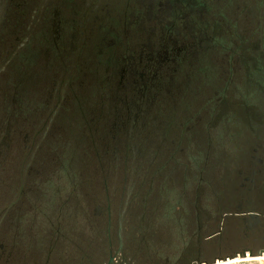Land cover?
I'll use <instances>...</instances> for the list:
<instances>
[{
    "label": "rangeland",
    "instance_id": "1",
    "mask_svg": "<svg viewBox=\"0 0 264 264\" xmlns=\"http://www.w3.org/2000/svg\"><path fill=\"white\" fill-rule=\"evenodd\" d=\"M97 1L83 0L79 6L63 4L62 0L11 1L9 14L0 27V118L4 104L10 100L45 101L49 105L47 119L61 114L63 133L69 143L72 139L68 136L76 138L87 132L81 128L87 122L89 133L106 148L110 147L115 125L122 123L113 146L125 157L124 162L121 158L122 163L119 159V167H110L109 208L113 230L119 212L128 216L130 225L143 224L142 229L137 226L135 233L127 234L129 264H215L247 257L258 260L236 264H264L263 181L256 182L257 192L248 197V204L241 201L242 205H238L237 200L229 199L231 204H224L226 213L214 221L213 229L208 226L212 224V212L200 210L204 218L196 229L191 222L193 209L188 207L194 198L189 187L195 188L198 171L213 166L211 160L222 164V158L227 156L231 162L241 158L239 162H252L256 166L255 160L264 157L262 79L258 86L251 79L238 86L226 84L222 68L215 63V54L211 55L212 63L207 68L196 63L189 68L190 63H186L177 76H172L170 67L159 71L152 77L153 85L143 87L146 90L142 94L143 85L135 71L145 67L147 63L141 61H147L154 46L170 47L174 39L183 40V50L189 58L196 50L190 48L188 41L197 48L202 37L190 39L185 29L180 32L170 29L169 18L148 22L145 10L135 15L138 10L128 4L120 6L109 20L96 19V11L86 21ZM104 1L100 0L99 7L114 4L112 0ZM184 6L185 13L187 3ZM55 12L59 22L53 32ZM80 33L83 35L79 36ZM219 33L224 35V31ZM69 35L71 48L67 46L69 41L63 43ZM25 38L28 45L22 49ZM87 39L93 42L92 47ZM226 44V48L233 47L232 41L227 40ZM87 45L89 51L85 49ZM204 83L214 86L208 88ZM225 86H228L226 98L220 99L215 92H221ZM12 93L18 94H15L18 100ZM217 99L221 109L210 112ZM175 119L181 124L178 128ZM37 131L41 134L47 128ZM165 164L169 165L167 169ZM155 170H159V176ZM237 179L241 181L243 177ZM125 185L131 194L124 193ZM203 193L208 198L212 196L209 189ZM13 198L10 205L16 202ZM26 201L29 209L30 205L44 206L43 201L38 204ZM2 219L0 214V222ZM13 220L15 226L8 223L5 231L1 227V235L11 238L12 228L23 229L22 218L20 222L16 215ZM21 230L16 240L17 261L12 264H30L32 259L23 249L30 242L25 235L21 236ZM140 232L146 235L147 243L139 241ZM195 232L200 233L201 241ZM65 248V243L59 240L51 264H79L75 255H66ZM93 249L97 251L98 247L94 245ZM106 260L104 255L97 261L105 264Z\"/></svg>",
    "mask_w": 264,
    "mask_h": 264
},
{
    "label": "trees",
    "instance_id": "2",
    "mask_svg": "<svg viewBox=\"0 0 264 264\" xmlns=\"http://www.w3.org/2000/svg\"><path fill=\"white\" fill-rule=\"evenodd\" d=\"M15 94L18 95L12 93V96L18 100ZM48 106L45 101L38 103L32 100H10L3 106L4 114L0 118V214L3 219L0 228L5 231L8 223L15 226L13 218L16 215L25 224L22 230L12 228L11 238L0 234V261L3 264L17 261L16 240L21 230V236L25 235L30 242V246H23L32 257L30 264H51V256L59 240L65 243L66 255H75L73 257L79 264H98L100 257H107L108 254L110 167H119V159L122 163L125 157L113 146L122 123L115 125L109 148L101 147L95 136L89 133L90 125L87 122L81 125L87 132H82L84 135L81 133L76 138L68 136V139H72L69 143L67 135L63 133L61 114L47 119ZM42 127L47 131L40 134L37 130ZM67 143L70 145L66 146ZM239 160L241 158L231 162L226 156L221 160L223 165L211 160L213 166L207 171L205 168L198 171L195 188L189 187L190 193L194 191V198L192 205L188 206L193 209L191 222L196 229L201 227L204 218L200 210L212 212V224L208 226L213 229L216 225L214 221L220 220L222 214L226 213L224 204H231L229 199L232 202L236 200L241 183L250 186L249 182H244L245 175L242 173L247 163ZM164 166L167 169L169 165ZM114 171L117 172V169ZM155 173L159 176V170H155ZM120 174L119 186L122 182ZM238 177L243 179L238 181ZM263 177L264 174L256 182L264 183ZM123 178L124 184H127V177L125 179L124 175ZM21 183L23 190L18 195ZM204 189L211 191L210 198L203 193ZM129 191L131 194L125 185L124 193ZM14 192L16 202L10 205ZM26 200L37 204L43 201L44 206L30 205L29 209L26 208ZM19 202H22L20 207ZM195 237L201 241L200 233L195 232ZM43 241L46 242L42 244ZM94 245L98 247L97 251L93 249Z\"/></svg>",
    "mask_w": 264,
    "mask_h": 264
},
{
    "label": "flooded vegetation",
    "instance_id": "3",
    "mask_svg": "<svg viewBox=\"0 0 264 264\" xmlns=\"http://www.w3.org/2000/svg\"><path fill=\"white\" fill-rule=\"evenodd\" d=\"M11 1L13 0H0V27L3 26V22L9 14ZM81 1L83 0H75V2L74 0H62V3L79 6ZM112 1L114 2V4L112 3V7H110L109 3H104L99 7L100 0H98L96 4H94V8H92L88 14L86 21H89L90 15H93L96 11H98V14L94 15V17L97 16L96 19L109 20L115 16L120 6L128 4V7L133 6L138 10V13L135 15L139 14L141 10H145L147 13L146 17H144L148 22L161 18H169L170 29H175L177 32L185 29L190 39H195L197 38L195 36L199 37L200 35V37H202L197 48L188 41L190 48L196 50L195 52L189 51L194 52L189 58L187 57L188 53H184L183 47L185 43L183 40L179 41V39H174L170 47L154 46L149 52L147 61H141V64L147 63L145 67L135 71L137 78H140L143 85L140 86V92H142V94L148 86L153 85L154 79H152V77L159 71L168 70L170 67L172 76H177L180 71L183 70L186 63H190L189 68L193 67L195 63L202 68H207V64L212 63L211 55L215 56V54H217L218 61L215 63H218V67L222 68V74H224L223 82L226 84L238 86L242 82H245L246 79H251V83H253L254 86L260 85L259 79H262L261 81L264 83V0ZM186 3L188 9L184 13V5H186ZM54 16L53 32L56 30L59 22L56 12ZM72 20L71 23H73ZM71 29L72 28H70V31ZM218 31H224V35H220L221 33L217 34ZM80 35L83 34L80 33L79 36ZM16 39L18 40L20 38L18 37ZM82 40L81 38L80 41L82 42ZM227 40L233 42V47L226 48ZM23 41L26 44H21L22 49L24 46L28 45V38L23 39ZM66 41H69L67 46L71 48L72 41L70 40V35L64 38L63 43L66 44ZM80 41L74 43H77V45L79 43L80 45ZM86 41L92 47L93 42H90L88 39ZM87 47H89V45L85 48L89 51ZM114 47L117 49L116 45ZM222 60L224 62L220 64ZM124 65L122 66L123 72L126 73V66ZM204 85L208 88L214 86V84L206 85L205 83ZM143 87L146 88L143 89ZM227 88L228 86H225L221 92L216 91L215 94H219L220 99H225ZM141 96L142 95H140V98H142ZM220 99H217V102H213V107L209 108L210 112L213 111L216 113L221 109L218 106ZM209 111L207 113H210ZM178 121V119H175L177 128L179 127L178 125L181 126V124H178ZM261 155L264 156V148L261 151ZM255 161L256 166H253L252 162H247V167L245 171L242 172L245 175L244 182H249L250 186L246 187L245 183H241V190L236 199L238 205H242V203L248 204L250 199L248 197L257 192V189H255L256 180L264 174V157L256 159ZM21 185L23 188L22 183L20 186ZM20 194L18 191V195ZM125 215L123 216L120 212L118 213L116 229L113 230L111 211L108 213V254L106 263L111 255L113 257L111 264H129L130 257L127 254L129 241L127 234L129 232L135 233L137 226L139 229H142L143 224L139 222V224L130 225L127 219L128 216L125 217ZM139 241L141 243L146 242V235L142 232L139 233Z\"/></svg>",
    "mask_w": 264,
    "mask_h": 264
},
{
    "label": "bare ground",
    "instance_id": "4",
    "mask_svg": "<svg viewBox=\"0 0 264 264\" xmlns=\"http://www.w3.org/2000/svg\"><path fill=\"white\" fill-rule=\"evenodd\" d=\"M262 259H264V257H262ZM247 260H258V258H250V257H247V258H244V259H234V260H229L228 262L226 263H221V262H217V264H233V263H237V262H242V261H247Z\"/></svg>",
    "mask_w": 264,
    "mask_h": 264
},
{
    "label": "water",
    "instance_id": "5",
    "mask_svg": "<svg viewBox=\"0 0 264 264\" xmlns=\"http://www.w3.org/2000/svg\"><path fill=\"white\" fill-rule=\"evenodd\" d=\"M21 190H22V185L20 186L19 194H20ZM112 259H113V257L110 255L106 264H111L112 263Z\"/></svg>",
    "mask_w": 264,
    "mask_h": 264
},
{
    "label": "built area",
    "instance_id": "6",
    "mask_svg": "<svg viewBox=\"0 0 264 264\" xmlns=\"http://www.w3.org/2000/svg\"><path fill=\"white\" fill-rule=\"evenodd\" d=\"M221 263H223V262H221ZM226 263V262H225ZM215 264H217V263H215ZM234 264H236V263H234Z\"/></svg>",
    "mask_w": 264,
    "mask_h": 264
}]
</instances>
